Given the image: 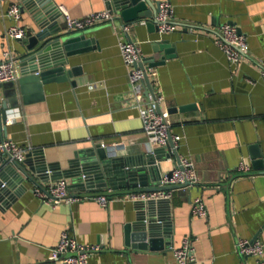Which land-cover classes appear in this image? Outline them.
I'll list each match as a JSON object with an SVG mask.
<instances>
[{"label": "crops", "instance_id": "1", "mask_svg": "<svg viewBox=\"0 0 264 264\" xmlns=\"http://www.w3.org/2000/svg\"><path fill=\"white\" fill-rule=\"evenodd\" d=\"M11 1L0 0V59L8 47L14 57L24 50L22 41L5 36L12 23L6 16ZM51 1L64 5L72 17L106 9L105 0ZM150 1L156 11L163 0ZM167 1L178 26L175 30L159 33L146 25L154 22V15L140 18L146 23H133L127 32L121 29L119 15L113 22L71 30L93 39V44L66 58L67 78L47 81L40 88H22L18 79L3 82L0 101L7 100L19 112L6 121L4 138L31 150L41 149L46 162L61 168L78 151L101 142L116 156L143 155L162 145L149 144L138 108L128 103V69L119 41L131 39L138 43L142 57L154 55L158 60L163 52L153 53L152 44L167 39L174 54L153 67L167 109L192 105L183 112L168 113V121L171 133L179 136V156L192 158L199 178L197 184L173 189L169 198L153 205L162 229L168 232V246L134 250L124 244V226L138 212L137 201L130 195H113L106 206L92 198L49 204L32 193L33 184L46 182L35 177L24 181L26 188L14 202L0 208V264H61L48 260L49 248L68 228L80 242L101 246L88 264H177L171 248L185 237L193 240L190 264H237L238 238L258 235L264 242V169L252 166L255 154L264 162V81L260 77L264 0ZM21 19L28 35L35 22L26 8ZM226 21L244 33L247 43L246 55L233 66L212 38ZM59 24L66 30L60 19ZM241 161L249 166L247 171L238 169ZM175 164L174 155L163 160L161 175ZM197 196L206 205V216L191 213ZM246 261L258 264L254 257Z\"/></svg>", "mask_w": 264, "mask_h": 264}, {"label": "water", "instance_id": "2", "mask_svg": "<svg viewBox=\"0 0 264 264\" xmlns=\"http://www.w3.org/2000/svg\"><path fill=\"white\" fill-rule=\"evenodd\" d=\"M21 11L26 8L32 15L35 26L25 37L19 39L24 43L23 52L16 56L20 67L18 82L22 88L31 86L40 88L50 80L67 78L66 58L72 54L87 50L93 39L85 34H72L63 30L59 24L60 12L51 0H19ZM106 8L115 11L123 22L152 17L155 14L154 4L150 0H105ZM149 27L155 31V22L148 21ZM153 53L163 52L156 60L154 55L141 57L137 64L141 67L155 66L164 62L174 49L164 38L156 39L152 44ZM147 91H151L147 74L144 76ZM192 105L170 107L168 112H183ZM10 103L0 101V140L7 135L6 119ZM160 110V107H157ZM167 150V154H160ZM174 155L179 163V153L171 137L164 146L156 147L143 155L116 156L100 143L78 151L61 168L57 163L46 162L41 149H34L26 154L21 163L11 162L0 152V208L9 206L24 190V181H34L35 177L47 181L49 179H69L68 189L81 191L71 195L91 196L106 195L108 198L116 194H132L158 190L182 188L188 185H159L161 179V162ZM252 166L264 169L262 158L255 154ZM252 173V172H249ZM170 175V170L166 172ZM190 187V186H187ZM97 190V191H95ZM137 214L133 221L124 226V244L137 250H162L168 246L167 230L162 229V219H157L154 206L162 200H135ZM255 235L253 239H256Z\"/></svg>", "mask_w": 264, "mask_h": 264}, {"label": "built area", "instance_id": "3", "mask_svg": "<svg viewBox=\"0 0 264 264\" xmlns=\"http://www.w3.org/2000/svg\"><path fill=\"white\" fill-rule=\"evenodd\" d=\"M61 20L64 28L68 31L82 30L103 22H113L118 14L109 9L92 11L83 17H72L64 5H58ZM12 23L5 29V36L9 39H21L27 35V27L21 19V7L17 0H12L6 10ZM159 33H167L175 30L178 26L173 19L172 5L169 1H159L153 16ZM133 23L145 24L146 19H138L130 22H123L121 29L127 32ZM214 43L224 52L230 65H237L246 55L247 43L244 33L240 29L226 21L221 23L212 35ZM119 49L122 60L128 69V80L130 92L128 95L129 105L138 108L142 120V129L147 136L149 144L158 143L166 145L168 138L171 137L174 146L177 147L179 136L171 133L168 121V109L164 106V97L160 91L157 70L153 66L141 67L137 62L141 59V50L138 43L131 39L119 41ZM147 74L151 91H147L144 83V76ZM21 75L18 60L13 56L12 50L8 47L3 51L0 59V84L6 81H14ZM260 77L264 81V68H260ZM90 87L93 84L89 85ZM160 107V110H157ZM19 115L17 108L7 109V120L11 115ZM104 146V143L101 142ZM31 150L9 138L0 140V152L11 162L21 163L26 154ZM238 169L247 171L249 166L244 162L238 164ZM199 178L195 169V164L189 155H180L179 163L170 170V175L164 173L161 176L159 185H175L188 183L187 186L197 184ZM69 181L66 178L50 179L44 184L35 183L31 187L32 193L40 201L49 204L72 203L82 198H92L99 204L106 206L108 197L106 195L79 196L71 195L68 189ZM185 186V187H187ZM173 189L158 190L150 192H140L127 194L133 199H162L169 198ZM191 213L194 216H206L207 208L200 196L193 199ZM101 246L97 243L80 242L75 234L68 228L64 229L57 242L49 248V261H59L61 264H88L90 255L100 250ZM236 249L240 256L237 264H248L247 258L254 257L258 264H262L264 255V242L261 239L238 238ZM177 264H190L193 259V240L185 237L179 246L171 248ZM36 264H46L40 261Z\"/></svg>", "mask_w": 264, "mask_h": 264}]
</instances>
